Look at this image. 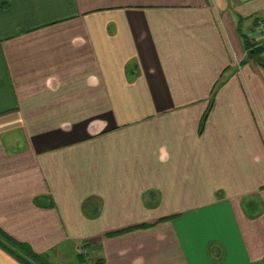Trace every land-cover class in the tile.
Listing matches in <instances>:
<instances>
[{
	"label": "crops",
	"instance_id": "crops-1",
	"mask_svg": "<svg viewBox=\"0 0 264 264\" xmlns=\"http://www.w3.org/2000/svg\"><path fill=\"white\" fill-rule=\"evenodd\" d=\"M264 0H0V264H264ZM167 157L165 162L161 156Z\"/></svg>",
	"mask_w": 264,
	"mask_h": 264
},
{
	"label": "built area",
	"instance_id": "built-area-1",
	"mask_svg": "<svg viewBox=\"0 0 264 264\" xmlns=\"http://www.w3.org/2000/svg\"><path fill=\"white\" fill-rule=\"evenodd\" d=\"M253 31L260 35V40H258V46L262 45L264 47V20H257ZM78 254L81 257V264H98L97 258L94 256L91 247L86 244H80L78 247Z\"/></svg>",
	"mask_w": 264,
	"mask_h": 264
},
{
	"label": "trees",
	"instance_id": "trees-1",
	"mask_svg": "<svg viewBox=\"0 0 264 264\" xmlns=\"http://www.w3.org/2000/svg\"><path fill=\"white\" fill-rule=\"evenodd\" d=\"M263 49H264V47H263L262 45H260V46H257L256 48H253L252 50H253V53H255L256 50H258V52H259V51H262ZM261 63L264 64V62H262V61H261ZM0 244L5 245V246H7V247H9L8 245H10V246H17V247H20V248H21V246H22V247L25 248V250L29 251V250L26 248V246H24L23 244L18 243V242H16L15 240H13L11 237H9V236H8L4 231H2L1 229H0Z\"/></svg>",
	"mask_w": 264,
	"mask_h": 264
},
{
	"label": "clouds",
	"instance_id": "clouds-1",
	"mask_svg": "<svg viewBox=\"0 0 264 264\" xmlns=\"http://www.w3.org/2000/svg\"><path fill=\"white\" fill-rule=\"evenodd\" d=\"M160 159H161V161H162V162H165V161H166V159H167V157H166V155H165V156H161V158H160Z\"/></svg>",
	"mask_w": 264,
	"mask_h": 264
},
{
	"label": "rangeland",
	"instance_id": "rangeland-1",
	"mask_svg": "<svg viewBox=\"0 0 264 264\" xmlns=\"http://www.w3.org/2000/svg\"><path fill=\"white\" fill-rule=\"evenodd\" d=\"M255 26V25H254ZM255 32V31H254ZM255 36H258L257 33L255 34ZM260 40V39H259Z\"/></svg>",
	"mask_w": 264,
	"mask_h": 264
}]
</instances>
